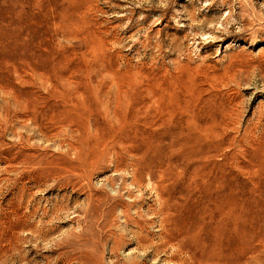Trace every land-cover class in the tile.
Here are the masks:
<instances>
[{
    "label": "rangeland",
    "instance_id": "rangeland-1",
    "mask_svg": "<svg viewBox=\"0 0 264 264\" xmlns=\"http://www.w3.org/2000/svg\"><path fill=\"white\" fill-rule=\"evenodd\" d=\"M0 264H264V0H0Z\"/></svg>",
    "mask_w": 264,
    "mask_h": 264
},
{
    "label": "bare ground",
    "instance_id": "bare-ground-1",
    "mask_svg": "<svg viewBox=\"0 0 264 264\" xmlns=\"http://www.w3.org/2000/svg\"><path fill=\"white\" fill-rule=\"evenodd\" d=\"M221 197V196H220ZM235 197V196H234ZM229 199V198H228ZM231 199V198H230ZM235 199V198H234ZM236 200V199H235ZM229 201V200H228ZM227 202V201H226ZM225 202V203H226ZM230 202V201H229ZM233 203H231V204H227L228 206H226L227 208H226V212H233L235 215H236V217H238V218H240L241 219V208L239 209V208H237V206H233V205H235L234 204V202L235 201H232ZM238 202V201H237ZM236 203V202H235ZM226 205V204H225ZM240 205V204H239ZM225 210V209H224ZM248 213V212H247ZM227 214V213H226ZM229 214V213H228ZM223 218V217H222ZM219 219H221V218H219ZM225 226V225H224ZM226 228H227V226H226ZM164 231V230H163ZM172 232V231H171ZM177 232V231H176ZM180 232V231H179ZM162 233V230H160L159 231V234H161ZM174 233V232H173ZM158 234V233H157ZM165 234V233H164ZM164 234L162 233V235L164 236ZM162 236V237H163ZM232 236V235H231ZM161 237V238H162ZM169 239V238H168ZM232 240V239H231ZM232 242V241H231ZM162 243V242H161ZM163 245V244H162Z\"/></svg>",
    "mask_w": 264,
    "mask_h": 264
}]
</instances>
